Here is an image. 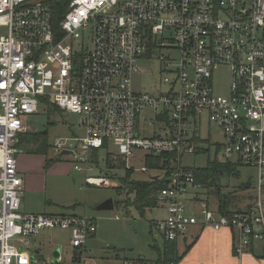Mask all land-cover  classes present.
Segmentation results:
<instances>
[{"label": "built area", "instance_id": "2783aa9c", "mask_svg": "<svg viewBox=\"0 0 264 264\" xmlns=\"http://www.w3.org/2000/svg\"><path fill=\"white\" fill-rule=\"evenodd\" d=\"M143 61L158 63L165 91H135L134 77L154 71ZM221 67L230 73L227 95L215 90ZM46 100L80 117L85 135L57 138L52 152L68 157L88 187L115 186L95 175L92 151L105 144L126 171L164 177L171 162L157 196L166 217L154 225L165 240L201 226L232 230L238 256L264 242V0H0V264H43L31 240L54 228L70 231L73 259L86 264L97 232L87 215L22 211L17 142ZM205 114L222 141L202 137ZM212 147L225 163L256 170L246 209H213L209 190L182 165L184 155ZM156 158L161 167L152 169ZM141 159L144 166L131 165Z\"/></svg>", "mask_w": 264, "mask_h": 264}, {"label": "rangeland", "instance_id": "374dc122", "mask_svg": "<svg viewBox=\"0 0 264 264\" xmlns=\"http://www.w3.org/2000/svg\"><path fill=\"white\" fill-rule=\"evenodd\" d=\"M141 64L145 70L152 69L154 71H147L134 77L135 91L137 93H156L159 90L165 91L167 85L159 73L158 63L143 61ZM229 78L230 73L228 68L221 67L215 71L214 85L218 94H228ZM147 114L148 110H145V116ZM202 126L203 138H206L211 133L213 142L217 143L222 141L221 134L209 125L206 114L203 117ZM27 127H29L32 133L44 134L46 142L50 145H53L57 138H74L85 135V130L80 124V117L78 115L56 110L46 102L40 103L38 113L29 116L27 119ZM20 142L25 141L21 138ZM36 142L31 141V139L28 140V143L31 144L33 149L37 145ZM25 146L23 145V148ZM109 152L110 154L115 153L117 149L111 146ZM53 154L51 150L50 157L54 156ZM106 155V151L103 150L100 152V169L96 170L95 175H100L101 171L107 172ZM138 155L143 158L146 154L144 152H138ZM143 160L141 159L137 164L131 163V165L135 167L144 166ZM214 160L225 164L221 151L217 153L215 147H212L209 152L184 155L182 165L190 168H206L209 161L213 162ZM64 162L72 164L69 159L64 160ZM230 164L234 167L237 166V175H225L222 177V193L230 197V207L232 210H242L248 203L253 201V190L252 188L243 190L241 186L256 182V170L232 163ZM126 175L127 171L123 167L116 166V168L111 169L108 176L113 178L112 181L115 186L109 188L86 186L84 175L76 171L69 178L59 176L53 178L48 183V190L57 194L61 201L60 203H63V205L74 204L76 205L75 208H77L76 213L81 215L86 213L87 216L94 217L97 221L98 233L87 242V247L90 248L89 256L91 260H87L86 264H122V261L120 262L118 259L117 252L113 250L114 248L119 250L121 259L125 258L129 261L140 257L151 259L157 255L153 250V246L162 247L164 243L162 236L154 227L155 219L159 220L166 217L163 209H159L158 215L151 209L146 210L145 214H143L133 206L127 207L126 202L120 206H115L114 210L97 209L99 205L110 199L114 203L126 201V192L118 189L122 187V182ZM147 177H149L147 174L134 172V178L145 179ZM208 195L212 208L218 209L219 202L215 189L211 190V192L208 191ZM117 216L118 220L116 219ZM40 236H42V252L44 257L41 263L53 264L55 260L54 254L57 250H60L63 258L60 264H75L71 260L73 252L70 245L71 235L69 230L60 228L46 229L41 232ZM33 246L32 241L31 248ZM183 246L184 242L179 241L178 248L182 249ZM129 264H133V262Z\"/></svg>", "mask_w": 264, "mask_h": 264}, {"label": "crops", "instance_id": "0c3cea01", "mask_svg": "<svg viewBox=\"0 0 264 264\" xmlns=\"http://www.w3.org/2000/svg\"><path fill=\"white\" fill-rule=\"evenodd\" d=\"M27 129L28 130L23 134L30 132L29 127ZM19 150L20 153L18 155V168L24 180V188H25L23 202H22V211L24 213H31V214L67 213L73 215H81L79 213H76L77 212V208H75L76 205L74 204L63 205V203H60L61 201L57 196V194L55 192L48 190V183L51 182L53 178L59 176L69 178V176H72L73 172H75L73 170L72 164L64 162V160L69 158L63 157L60 158V160H54L55 158L57 159V157L54 154H53L54 156L50 157V153L48 155H45L42 153L35 152L32 146L29 147L28 144L27 146H25V148H19ZM48 159L50 160L52 159L54 161L50 166L47 167ZM49 176H50V180H49ZM250 204L251 202L248 203L246 207H244V209H246ZM154 213L158 215L159 209L157 210L155 209ZM84 215H86V213ZM156 221H158V219L157 220L155 219L154 225ZM95 222L97 224L96 219ZM97 233H98V228H97V232L93 234L88 239V241L94 238L97 235ZM40 235L41 233L38 235L39 237L36 236L32 238L31 242L33 241L34 248L32 247L31 250L36 255L37 260L43 261L42 260V258H44L42 252L43 243H42V236ZM179 241L184 242L183 248L182 249L178 248V252L180 255L184 254L188 246L191 247L178 264H264V242L259 241L254 243L248 252H246L241 256H238L235 253V235L234 232H232V230L229 229L216 231L213 230L212 228H203L201 226H194L190 230V232L186 234ZM87 250L90 261L91 260V257L89 256L90 248L87 247ZM72 252L73 254L71 260L72 262H74L73 257L75 251L73 248H72ZM60 257L62 258L61 254ZM156 258L157 255L154 258L151 259L145 258V259L154 260ZM118 259L120 262L122 261V264H126V263L129 264L133 262V260L129 261L125 258L121 259L119 251H118ZM55 261L56 259L54 260L53 264H56ZM61 262H59V264Z\"/></svg>", "mask_w": 264, "mask_h": 264}, {"label": "trees", "instance_id": "16d2710c", "mask_svg": "<svg viewBox=\"0 0 264 264\" xmlns=\"http://www.w3.org/2000/svg\"><path fill=\"white\" fill-rule=\"evenodd\" d=\"M62 19V14H57L55 16V20L59 23ZM48 105L53 106L56 110H60L54 103L49 100H46ZM24 140L25 142H20V140ZM37 141L36 147L33 149L35 152L42 153L48 155L52 150V145L48 144L44 138V134L42 133H32L27 132L26 134H20L19 141L17 142V147L23 148V145L28 144L31 147V144L28 143V140ZM106 151V166L107 172L105 174L109 175V171L113 168L122 167V164L115 163L111 159L110 148L108 144H105L103 148L94 149L92 151V161L100 169V152ZM205 152H209L208 150ZM54 160H60V158H55ZM54 160L48 159L47 167L50 166ZM148 166L152 169H158L161 166V159H151ZM237 167V166H236ZM236 167L231 165L230 163H220L218 160L209 161L206 168H190L187 167L186 170H190L193 172L197 182L203 184L210 192L211 190L215 189L216 196L218 198L220 211L223 214H233L230 205L231 200L228 195L222 193L221 189V179L225 175L233 176L236 174ZM167 169V172L164 177L155 178V176H150L145 179H138L134 178V172L127 170V175L125 179H123L122 187L118 188L124 190L127 194V199L124 202H117L115 206H120L122 203H127V207L133 206L141 213L145 214L146 210L157 209L158 201L157 196L159 192L168 187L169 185V178L173 172V167L171 166V162H165V166L163 167ZM103 172V171H102ZM111 177V176H110ZM112 178V177H111ZM113 179V178H112ZM241 188L246 190L245 185H242ZM130 196H133L130 198ZM130 201V202H129ZM163 238V237H162ZM163 245L162 247L153 246V250L157 253V258L154 260H148L145 258H138L133 260V264H178L184 255L189 251L191 246H188L184 254L180 255L178 252V242L179 241H167L163 238ZM114 251H118L116 248L113 249ZM75 263L79 262V259L74 261Z\"/></svg>", "mask_w": 264, "mask_h": 264}, {"label": "water", "instance_id": "95a60500", "mask_svg": "<svg viewBox=\"0 0 264 264\" xmlns=\"http://www.w3.org/2000/svg\"><path fill=\"white\" fill-rule=\"evenodd\" d=\"M63 154H68V152H64ZM245 188L246 189H249L250 188V184H245ZM115 208V203L112 199L104 202L103 204L99 205L97 207L98 210H114ZM54 258L56 259L55 263L56 264H59V258H60V250H57L54 254Z\"/></svg>", "mask_w": 264, "mask_h": 264}]
</instances>
